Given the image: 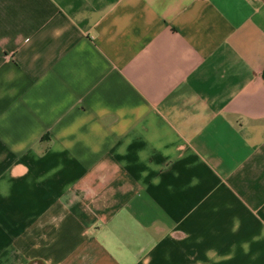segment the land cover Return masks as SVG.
Wrapping results in <instances>:
<instances>
[{"label": "crops", "instance_id": "obj_1", "mask_svg": "<svg viewBox=\"0 0 264 264\" xmlns=\"http://www.w3.org/2000/svg\"><path fill=\"white\" fill-rule=\"evenodd\" d=\"M0 264H264V0H0Z\"/></svg>", "mask_w": 264, "mask_h": 264}]
</instances>
